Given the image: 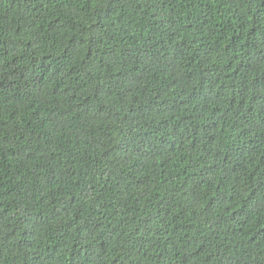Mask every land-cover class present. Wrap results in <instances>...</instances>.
<instances>
[{
  "label": "trees",
  "instance_id": "obj_1",
  "mask_svg": "<svg viewBox=\"0 0 264 264\" xmlns=\"http://www.w3.org/2000/svg\"><path fill=\"white\" fill-rule=\"evenodd\" d=\"M0 264H264V0H0Z\"/></svg>",
  "mask_w": 264,
  "mask_h": 264
}]
</instances>
